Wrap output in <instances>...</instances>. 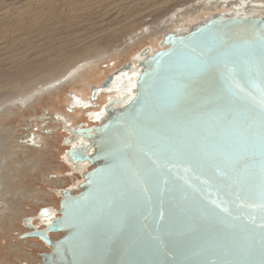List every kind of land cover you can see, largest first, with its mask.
I'll return each instance as SVG.
<instances>
[{
	"label": "water",
	"instance_id": "95a60500",
	"mask_svg": "<svg viewBox=\"0 0 264 264\" xmlns=\"http://www.w3.org/2000/svg\"><path fill=\"white\" fill-rule=\"evenodd\" d=\"M160 44L134 98L75 129L80 190L48 228L25 218L51 246L38 264H264V17L215 13Z\"/></svg>",
	"mask_w": 264,
	"mask_h": 264
},
{
	"label": "rangeland",
	"instance_id": "374dc122",
	"mask_svg": "<svg viewBox=\"0 0 264 264\" xmlns=\"http://www.w3.org/2000/svg\"><path fill=\"white\" fill-rule=\"evenodd\" d=\"M204 2L0 0V165L5 161L2 176L5 175V180L9 181L12 174L19 171L25 177L22 178L23 184L12 180L13 187L9 191L15 193L27 188L34 195L40 194L38 201L22 199L24 213L17 211L21 214V220L19 216L17 219L20 221L15 228L6 223L5 230L0 232V261L9 264H38L36 257L41 260L39 254L49 249L41 246L33 248L27 242L20 243L21 235L27 227L24 218L40 210L44 206L42 203H60L59 189L69 187L73 192L78 191L76 181L81 179V175L74 173L65 153L71 146L85 143L86 140L79 136L75 143L64 145V137L70 134L61 129L62 125L58 133L48 131L50 127L55 129L56 125L52 120L54 114H51L67 113L68 94L82 88L81 79H88L92 85L104 81L113 70L129 62L131 65L137 63L134 57L144 46L149 45L152 52L159 50L162 36L167 32L176 28L185 29L225 10L221 6H210ZM181 6L195 10L196 14L185 15L181 21L180 18L172 17L173 12ZM146 28H149V33L140 34L142 30L146 32ZM131 35H136L135 42L121 50L129 43ZM118 50L121 55L115 57ZM90 58L101 60H98L96 66L86 67L74 81L52 92L37 95L26 106L13 104L18 97ZM101 108V104H97L95 112L100 113ZM82 115L84 119L78 116L77 120H83L84 126L97 124L96 120L86 117V113ZM70 117L76 122L74 114ZM43 129L51 135L48 137L49 148L45 149L44 143L37 145L34 139L32 145L25 142L26 138H33V133L42 132ZM41 151L45 153L41 165H32L27 161L28 157L41 158L38 156ZM55 175L63 177L62 186L56 185L58 181ZM46 194H51V197ZM23 238L25 240L27 237ZM12 244L18 245L19 251H14Z\"/></svg>",
	"mask_w": 264,
	"mask_h": 264
},
{
	"label": "bare ground",
	"instance_id": "6f19581e",
	"mask_svg": "<svg viewBox=\"0 0 264 264\" xmlns=\"http://www.w3.org/2000/svg\"><path fill=\"white\" fill-rule=\"evenodd\" d=\"M202 2H203V0H202ZM204 4H209L210 6H214V5L221 6L223 9H225L224 11L221 10L222 11L221 13L224 12L223 14L228 15V16H230V15H247V16H262V17H264V0H205ZM183 7L181 6L178 10L174 11L172 14V17H175L177 19L180 18V21H181L184 19L185 15L192 16V15L196 14L195 10H193L189 7H187V8H183ZM204 17H206V16H204ZM196 19H197V17H196ZM176 23H178V22H175V24ZM191 26L192 25H190L189 27L187 26V27H185V29L181 28L180 30L178 28H176L172 31L177 32V33H183V32L188 31ZM148 30H149V28H146V32H144V30H142L140 34H142V33H144L143 35L148 34L149 33ZM136 35H138V34H136ZM136 35H131L129 37V43H127L123 48H121V50H124V48L126 46H130L132 43H134ZM164 35L162 36V38L164 37ZM159 47L161 49L164 46H162L159 43ZM145 48H148L150 53H154V52H152V48L149 45L144 46L134 57V59L137 60V63H135L134 65H131L130 67H121V68H118V69H115L112 71V73L110 75H113L114 78H113L112 83L107 87L103 86V83L105 82V80L101 81L95 85H92V83L89 82L88 79H81L80 80L81 81L80 86H82V88L77 92L72 91V93L68 94V101H67V108H66L67 113L55 112V113L51 114L52 116L54 114V116L52 117V120H53V122H55L56 125H55V129L50 127L51 130H48V131L58 133L59 132V126L62 125L61 129L66 130L70 134L68 136H65L64 139L66 137H70V139H71V141L69 143H65L64 139H63L64 145L70 144L71 142L75 143L76 139L79 136H81V138H83V140H86V142L85 143L79 142L75 146H80V145L81 146L82 145L89 146L91 139H89V137H87L83 134H77L75 132V129L78 126H80V125L84 126L83 120H81V121L77 120L78 116L81 119L82 118L84 119L82 113H86L87 114L86 117L93 119V120H96L97 124H99L104 118L107 117V114H108L107 105L111 102V100H113V101L115 100L114 104L116 106H122V105L128 104L134 98V96L136 95V91H137L136 82L139 78L140 73L142 72V70L144 68L143 63H141V61L145 60V56L142 55L141 52ZM115 54H116L115 57H119L121 55L120 50H118ZM98 60H101V59L90 58V59L84 60L80 63H77V64L71 66L62 75H60L54 79H51L47 82H44V83L40 84L37 88H34L31 92H29V93H27L21 97H18L17 101L14 102L13 104L14 105H20V106H26L29 102H31L33 99H35L37 97V95L44 94V93L49 92V91L52 92L53 90L58 89L62 85H66L67 83L74 81L77 78V76H79L81 74L80 72L84 71L86 67L90 68L92 66H96L98 63ZM97 104H101L102 108H101L100 113L95 112V107L97 106ZM73 114H74V116H76L75 117L76 119H74L76 122H74L72 117H70ZM41 119H43V118H41ZM97 124H95V125H97ZM95 125H91V126H95ZM72 128L74 130H72ZM50 136L51 135L47 134V131L45 129H43L42 132H38L37 134L33 133L32 142H30V139H29L30 137L26 138L25 142L29 143V145H32V144H34V141H33V139H34L36 141L37 145L39 143H44L45 144L44 146L46 149V148L50 147L48 145V142H49L48 137H50ZM19 140L23 141L21 138ZM54 141H55V139H54ZM40 146H42V144ZM75 146H73V147H75ZM90 148L91 147L88 148L89 154H91L94 150V148H91V149ZM69 149L65 153V158H66L68 164L70 163L69 165H71L73 167L74 173H79L81 175V179L76 181V187H77V190L79 191L80 190V184L84 180V174L91 167H93V165L90 163L89 160L80 161L78 163L73 162L71 156L68 153ZM38 156H41V158H35L36 156L34 158L28 157L27 161L29 163H32V165L39 166L43 163V161L45 159V153L43 151H41ZM86 164H88V165H86ZM4 165H5V161L0 165V232L1 233L3 230H5L4 227H5L6 223H9L11 226H13L15 228L17 222L21 220V214L18 213L17 211L24 213V208H23L24 200L25 201H33V200L38 201V199L40 197V194L39 195L35 194L36 195L35 196L27 188L19 189L15 193L10 192L9 190L12 189V187H13V184L11 183L12 180H15V183L18 181L19 182L18 184H23L22 181L25 177L22 176L18 171L17 173L12 174L11 180L6 181L5 175L2 176L3 171H4L3 170ZM88 166H91V167L88 168ZM55 176L57 177V181H58V183H56V185L62 186L63 177H61V175H55ZM64 189L65 188H61L58 190V194L61 197H62ZM71 191H73V190H71ZM46 195L48 197H51V194H46ZM22 199H24V200H22ZM60 201H61V198H60ZM42 204L44 206H47L50 211L47 214H41L40 215V213H39L40 210H38L36 213L35 212L32 213V215L29 217V221L37 229L48 228V226H50L53 223L54 219L58 216L59 210H60V203L56 204V203L50 202V203H42ZM19 216H20V218H19L20 220L17 219ZM24 220H25V218H24ZM24 225H25V223H24ZM30 230H31V228H29L28 226L25 227V232H28ZM24 233H22V235H21L22 237L20 236L21 237V239H20L21 244H23V242H25V244H26V242H27V244L29 243L30 246L33 248H37L38 246H41V247L48 248L50 251L51 246L49 244H47L43 239H41L37 236H28L25 240H23L24 239L23 238ZM49 234H50V237L52 239H57L63 233L50 231ZM13 244H12V248H13V250L15 249L14 251H16V249H18L19 247H18V245H13ZM14 251H12V252L14 253ZM17 251H19V249ZM28 254H31V252L28 251ZM36 258L39 260V262L41 261L39 259V257H36ZM40 258H41V255H40ZM0 264H9V263H6L4 261H0Z\"/></svg>",
	"mask_w": 264,
	"mask_h": 264
},
{
	"label": "snow or ice",
	"instance_id": "6c2138e0",
	"mask_svg": "<svg viewBox=\"0 0 264 264\" xmlns=\"http://www.w3.org/2000/svg\"><path fill=\"white\" fill-rule=\"evenodd\" d=\"M261 108H262L261 121H262V124H264V99L261 100ZM261 196L264 197V185H262V188H261ZM261 226L264 227V225H261Z\"/></svg>",
	"mask_w": 264,
	"mask_h": 264
},
{
	"label": "built area",
	"instance_id": "2783aa9c",
	"mask_svg": "<svg viewBox=\"0 0 264 264\" xmlns=\"http://www.w3.org/2000/svg\"><path fill=\"white\" fill-rule=\"evenodd\" d=\"M95 97V96H94ZM30 139V142H32V137L29 138ZM26 140V139H25ZM59 215V214H58Z\"/></svg>",
	"mask_w": 264,
	"mask_h": 264
}]
</instances>
